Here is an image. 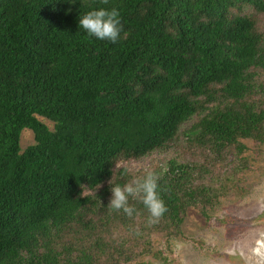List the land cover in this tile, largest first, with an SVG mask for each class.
<instances>
[{"label": "trees", "instance_id": "trees-1", "mask_svg": "<svg viewBox=\"0 0 264 264\" xmlns=\"http://www.w3.org/2000/svg\"><path fill=\"white\" fill-rule=\"evenodd\" d=\"M98 7L118 8L116 43L79 28ZM257 13L264 0H0V264H138L143 233L175 236L190 207L241 189L243 141L264 144ZM183 136L221 171L224 155L237 164L152 170L166 205L154 220L136 199L132 216L107 207L111 184L132 179L117 164Z\"/></svg>", "mask_w": 264, "mask_h": 264}, {"label": "rangeland", "instance_id": "rangeland-1", "mask_svg": "<svg viewBox=\"0 0 264 264\" xmlns=\"http://www.w3.org/2000/svg\"><path fill=\"white\" fill-rule=\"evenodd\" d=\"M256 18L261 31H264V13H257ZM40 120L53 128L52 122ZM192 122L185 124L182 130L189 128ZM243 142L247 150L240 157L248 159V167L235 180L238 184L241 179V189L229 188L211 209L204 211L200 207H190L175 236L143 233V249L139 243L133 244L137 248L133 256L138 258V264H264V144L253 140ZM33 143L32 132L23 130L21 150ZM172 157L180 162L203 164L211 172L220 170L215 155L187 143L183 136L167 152L117 164V171L126 169V173L118 178L142 176L148 170L163 167ZM237 158L234 154H227L219 163L228 166L223 170H230L234 163L237 164ZM141 250L146 254H141Z\"/></svg>", "mask_w": 264, "mask_h": 264}, {"label": "clouds", "instance_id": "clouds-1", "mask_svg": "<svg viewBox=\"0 0 264 264\" xmlns=\"http://www.w3.org/2000/svg\"><path fill=\"white\" fill-rule=\"evenodd\" d=\"M69 2L75 3L76 0ZM78 25L87 36L112 43L119 40L122 30L120 12L116 7L90 8L80 12ZM110 190L111 198L107 207L122 211L126 216H132L136 211L135 206L129 203L130 198L142 203L150 220L160 217L166 211V205L160 196L158 174L151 170L123 184H111Z\"/></svg>", "mask_w": 264, "mask_h": 264}]
</instances>
